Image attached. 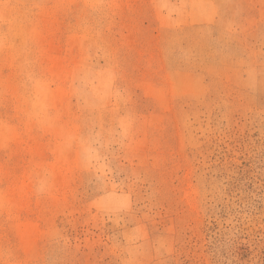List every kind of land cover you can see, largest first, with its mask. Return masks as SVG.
Returning <instances> with one entry per match:
<instances>
[{"label":"rangeland","instance_id":"obj_1","mask_svg":"<svg viewBox=\"0 0 264 264\" xmlns=\"http://www.w3.org/2000/svg\"><path fill=\"white\" fill-rule=\"evenodd\" d=\"M0 264H264V0H0Z\"/></svg>","mask_w":264,"mask_h":264}]
</instances>
